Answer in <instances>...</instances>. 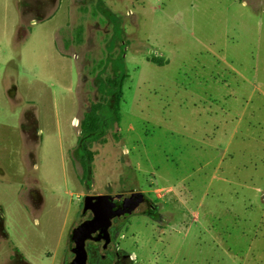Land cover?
Here are the masks:
<instances>
[{"label": "rangeland", "instance_id": "rangeland-1", "mask_svg": "<svg viewBox=\"0 0 264 264\" xmlns=\"http://www.w3.org/2000/svg\"><path fill=\"white\" fill-rule=\"evenodd\" d=\"M37 1L50 27L0 43V264H70L84 196L114 193L144 197L124 264H264V0Z\"/></svg>", "mask_w": 264, "mask_h": 264}, {"label": "water", "instance_id": "water-1", "mask_svg": "<svg viewBox=\"0 0 264 264\" xmlns=\"http://www.w3.org/2000/svg\"><path fill=\"white\" fill-rule=\"evenodd\" d=\"M121 196L122 193L84 196L83 212L89 211L91 217L72 229L70 241L73 243V258L70 264H96L88 261L87 241L102 243L103 250H106L111 242L112 221H125L144 199L141 193H136L122 198L118 203Z\"/></svg>", "mask_w": 264, "mask_h": 264}, {"label": "crops", "instance_id": "crops-1", "mask_svg": "<svg viewBox=\"0 0 264 264\" xmlns=\"http://www.w3.org/2000/svg\"><path fill=\"white\" fill-rule=\"evenodd\" d=\"M25 0H19L18 3V9L14 10V12L17 14V19L12 20L11 24L8 22V13H4L3 16L6 17V22L4 24V27H9L10 32H5L2 35H0V43L3 44L2 41H6V43H10L11 40L14 39V32L17 31V28L21 29L22 27H36L38 25H41V27L48 26L50 27V22L55 19L56 12L55 10H47V16L41 18V10L40 5L37 4V0H29L30 3H24ZM46 13V12H45ZM57 17V16H56ZM3 27V28H4ZM55 28V27H54ZM24 30H27L24 28ZM53 31V30H52ZM4 36V39L2 37ZM49 39L51 38L53 41V33L48 32ZM57 40V35L55 34L54 37Z\"/></svg>", "mask_w": 264, "mask_h": 264}, {"label": "trees", "instance_id": "trees-1", "mask_svg": "<svg viewBox=\"0 0 264 264\" xmlns=\"http://www.w3.org/2000/svg\"><path fill=\"white\" fill-rule=\"evenodd\" d=\"M121 79L116 81L117 86H118V92H121ZM109 85L112 87V83L109 80ZM118 98L119 95L116 96V104H112V106H106L104 105H99L95 104L93 105L92 109V116L94 117V126L91 130L88 132L84 133L83 136L81 137L82 141H79L80 146L82 147V150L87 154L86 156L89 157V154L87 153V149L85 147L84 141H92L103 135V130L106 127L107 119L111 115V112H114V115L117 113L118 110ZM115 105V106H114ZM98 110H101V113H98ZM86 168V166H84ZM88 243V251H89V261L92 263H97V264H111V258L113 259V254L110 252H107L106 254L103 255H97L96 250H97V245L91 244V242ZM98 243V242H95ZM102 244V243H101ZM102 248V246H101ZM103 250V249H102ZM110 255V256H109Z\"/></svg>", "mask_w": 264, "mask_h": 264}, {"label": "flooded vegetation", "instance_id": "flooded-vegetation-1", "mask_svg": "<svg viewBox=\"0 0 264 264\" xmlns=\"http://www.w3.org/2000/svg\"><path fill=\"white\" fill-rule=\"evenodd\" d=\"M124 197H126V196H121V198H119L118 200H117V202L119 203V202H121V199L122 198H124ZM144 200V199H143ZM1 215H2V213L0 214V218H1ZM118 220H116V219H114L113 221H112V225H111V228H110V231H111V233H112V229H113V223H115V222H117ZM120 222V221H119ZM1 224V223H0ZM1 228H3V226H2V224H1ZM87 242H93V241H87ZM108 248V247H107ZM103 249V248H102ZM108 249H106V250H104L105 251V253L104 254H106L107 252H109V251H107ZM96 253H98V251L96 250ZM110 253H112L113 254V256H115V258H116V261H115V263L114 264H124V262H123V256H122V254H121V252H110ZM104 254H100V255H103L104 256ZM110 256V255H109ZM112 259V258H111Z\"/></svg>", "mask_w": 264, "mask_h": 264}]
</instances>
